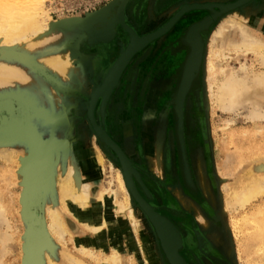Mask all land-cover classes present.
I'll return each instance as SVG.
<instances>
[{
  "label": "rangeland",
  "instance_id": "obj_1",
  "mask_svg": "<svg viewBox=\"0 0 264 264\" xmlns=\"http://www.w3.org/2000/svg\"><path fill=\"white\" fill-rule=\"evenodd\" d=\"M42 1L40 10L43 12L39 10L41 20L65 21L62 27L54 28L47 35L45 42L43 41L44 44L41 43L39 48L45 49L37 48V53L36 51L34 54L31 53L32 55L36 53V57H33L28 53L24 55V52L13 47L11 49L8 45H0V59H2L1 54L5 53V56L8 54L7 58L11 57L9 60L16 62L12 65L16 67V71H19L15 74V78L12 77L13 81L9 79L8 84L13 86L7 84L0 86V100H3V95L4 99L11 98L16 108L15 113L0 124V152L2 153L0 154V193L5 195L7 202L14 207V211L19 208V203L13 197L19 192L22 193L23 187L13 180L12 175L4 174L6 163H4L3 154L18 155L20 158H25L27 163L32 160L35 167L45 168L48 181V185L45 186L48 189L47 198L49 202L56 200L58 203L54 185L57 163L66 165L72 157H77L80 162H87V152L97 151L103 157L104 169L98 184L103 189H106L105 187H108L106 190L112 189L107 193L105 201L112 205L114 201L109 195L113 193L119 200H123L124 193L117 181V173L122 170V163L115 150L96 133L90 117V109L93 107L98 124L106 133L116 134L115 138L129 154L135 171L133 178L143 197L154 207L158 215L168 218L181 233L183 243L180 252L187 262L190 264H245L249 260L247 255L256 252L257 242L263 241L261 247H264V236L257 235L259 225L264 222V213L246 223L243 215L253 212L252 208L242 214L240 211L228 212L229 209L225 207L223 200L224 186L226 183L230 185L239 183L245 170L250 169L259 159L260 162L264 161V132H259L261 128H264V122L262 120L253 122L246 118L249 107L246 111L244 108L224 111L217 106L211 107L208 84L212 79L208 78L207 72L208 44L215 28L226 19L228 10L213 7L205 0H201L207 6L184 12L170 29L157 35L145 46L138 47L123 67L119 71H114L112 69L114 52L120 51L119 48H122L125 43L138 46L132 39L131 32L138 33L139 30L145 34H151L161 30L171 16L180 9L183 0H129L124 9V22L115 19V9L121 0ZM238 1L240 0H221L225 4ZM242 7L247 8V12L240 13L243 23L249 26L254 34L264 38V0H245V3L236 5L234 8L238 10ZM207 18H211V21L201 29L200 33L203 41L202 60L185 94V104L182 109V127L185 134L181 143L176 98L185 74L186 63L193 50L187 35L194 24ZM108 21L109 24H107ZM109 25L113 26V33L104 38L106 27ZM238 38L237 31L225 30L221 50L223 56L216 58L219 67L226 71L236 69L235 71L239 72L243 65L247 67L246 70H264V66L254 54L229 49L230 42ZM217 48L220 50L219 47ZM62 52L78 56L75 64L79 63L76 65L80 76L78 77L80 82H77L80 85L64 79L55 71L48 72L49 69L44 68L45 66L39 67L37 58L44 53V56H52ZM5 56L0 62L8 65L10 61ZM115 56L117 59L120 58L119 54ZM19 60L20 62L17 63ZM11 62L8 66H12ZM16 64H19V67ZM36 67L39 72L35 69ZM20 70L25 73L24 78L22 74L20 75ZM26 76H30L29 79ZM33 77L37 81L34 82L39 85L33 84ZM157 77L162 80L158 85ZM220 77L219 75L217 81ZM42 78H45V81ZM48 80L50 83L47 82ZM41 84L46 87H42ZM33 89L38 92L36 93ZM62 93L65 95L62 96ZM25 103L29 105L26 107ZM147 119H151L154 123L151 126L148 125ZM17 122L21 124L18 126ZM144 127L151 133L161 131L163 134L160 157L157 154L158 149L157 152L155 149L153 165L148 162L143 145L141 130ZM124 128L138 131L129 144L121 131ZM152 140L155 145V138ZM249 143L253 146L260 145L262 148L250 157L238 158L235 154L238 145ZM229 156L234 157L229 158ZM196 160H199V163L202 162V169L211 191L210 197L203 193L197 183ZM82 166L85 177L92 176L91 171L96 174V170L91 165ZM182 196L188 201H193L196 210L201 214V220L193 211L185 207L181 200ZM256 204H261V200ZM134 209L138 233L148 244H152L151 247L159 249L162 264H171L154 223L137 200H135ZM112 210L110 208L106 211L109 213L111 211V215L116 220L115 224L113 222L116 227L114 234L120 236L118 233L122 234L126 227L121 222L127 216L124 213H113ZM262 210L264 211L263 208ZM8 224H10L9 227H7ZM23 225L18 213L1 214L0 240L2 241L5 233L10 237L5 244H1L3 242L0 241V254L3 257L0 264H31V262L45 264L40 252L46 247H48L47 251H51L50 254L57 264H63L59 254L61 249L76 252L72 242L61 245L56 239L45 242L43 248L34 247L27 239L20 242L19 237H22L25 232V224ZM134 226L132 222L127 224V228H131L133 232L129 234L130 237H127L126 241L124 238L126 246L124 245L122 253L127 259L131 256L134 264H142L143 249L135 236ZM72 234L76 243L88 236L80 224L72 229ZM5 245L8 251L5 250ZM98 252L106 254L109 252V246L99 247ZM256 256L257 259L250 262L264 264V254L259 253ZM152 261L155 264L154 259Z\"/></svg>",
  "mask_w": 264,
  "mask_h": 264
},
{
  "label": "bare ground",
  "instance_id": "obj_2",
  "mask_svg": "<svg viewBox=\"0 0 264 264\" xmlns=\"http://www.w3.org/2000/svg\"><path fill=\"white\" fill-rule=\"evenodd\" d=\"M42 2H43L42 0H0V45H8L9 48L11 49L12 47L15 49H18L22 53L24 52V55L26 53L34 54V51H36V49L39 48L41 43L44 44L45 42L44 39H46L47 35H49L50 32L54 28L62 27L63 22H65L64 20L62 22H59V21L58 22L57 21L47 22L46 19H42V20L40 19L39 10L41 9ZM125 2L126 0L121 3L122 7L118 9V12H117L118 15H121L122 13H124L125 10H123V8L125 5ZM205 2L213 5V7L220 6L226 9V6H227L228 8L226 9L228 10V14L225 16L226 19L225 20L223 19L224 20L223 23L221 22L218 27L216 26L217 28H215V30L213 31L212 37L210 38V41L208 44L207 72H208V78L212 79V80H209V84H208L209 97L211 100V107L213 108L217 106L223 109L224 111H236L237 109H240V108L242 109L244 108L245 109L244 111H246V109L249 107L247 109L249 113L246 118L251 119L253 122L257 120H262L264 122V70H256L252 68H250L252 70H249V69L246 70L247 67L245 68L243 65L242 70H240V72L238 70L235 71L236 69L226 71L224 68L219 67V63L217 62V59H216L217 57L223 56L221 53V50H222L225 30L227 29L230 32H233V30H235L237 31L239 38L238 40H232L230 44L228 41L229 49L231 51H241L242 50V51H245L244 53L246 52L252 53L255 55V57L258 60H260L261 65L264 66V38L259 35L254 34L251 31L252 29L243 23V20H242L243 17L240 13L247 12L246 7L245 8L242 7L241 9L236 10L237 8L235 9L233 6V3L231 2H228L226 4L221 2V0L220 1L205 0ZM205 2H202L201 0H183L179 7L180 9L171 16L169 21L166 23L167 26L164 27L163 32H166L168 29H170L174 25V23H176L177 20L181 17V15L187 10L189 11L191 9L203 8L207 6ZM42 12L43 11H41V13ZM41 13L40 15H42ZM46 18L48 19V17ZM107 24H109V21ZM97 31L96 33H98ZM112 33H113V26L112 25L107 26L106 36L104 38H106L108 35L111 36ZM200 33H201V25H197L193 27V29L190 32V36H189V41L193 48L192 50L193 54L188 60L189 63L187 61L188 66L186 67V72H185L186 77H185V80H184V83L181 89V95L183 96V106L185 104L184 95L186 94L191 84V81L195 75V71L199 67V64L202 60L203 41L201 39ZM30 35L32 36L31 38L28 37ZM153 36L154 35L145 34L139 30H138V33L134 34V38L142 46H145L148 42H150L153 39L152 38ZM128 46L129 44L127 45L125 43V45H122V48L121 47L119 48L120 51L114 52L113 54L114 61L112 63L113 65H116V66L119 65V63H116L118 60L115 56L116 54H119V56H122L124 60H126L129 56L133 55L135 48H128ZM216 47H219L220 50L218 48L217 50ZM41 49H45V48H41ZM36 53L35 55H32V54L31 55L33 57L34 56L36 57ZM4 54L5 53L1 54L2 59H4V56H5ZM7 55L5 56L6 58H7ZM43 56L38 57L37 58L38 60L36 59L39 67L45 66L44 68L49 69V71L47 70L48 72H50V70L55 71L59 73L64 79H67L74 83L76 82L77 85H80L79 83L80 80L78 79V77L80 76L78 74V69H77L78 68L77 65L79 63L77 62L78 64L77 63H76L77 65L75 64L78 56L74 54L73 55L68 54V53L66 54L64 52L58 55L52 54V56H44V57ZM9 59H11V57L7 58L8 61H10ZM18 62H20V60L17 61V63ZM12 63L13 62H11V65ZM15 63L13 64L15 65ZM6 64L7 63L4 64L0 62V86L1 85L4 86L5 84L9 85L8 84L10 82L9 79L11 80L12 77L15 78L16 77L15 74L19 72V71H16L17 69L16 67L14 68L13 65L8 66ZM18 65L19 64H16L17 67H19ZM35 69H37V67ZM29 70H30V67H29ZM79 70L81 69L79 68ZM29 72L31 73V71ZM21 74L23 75V78H24L25 73L21 72L20 75ZM219 75L221 77L219 78V81H217ZM29 77L27 78L29 79ZM40 77H42L41 74H40ZM53 77L56 79L55 75ZM19 79L22 80L21 78ZM42 79L45 81V78H42ZM43 80L41 81L43 82ZM34 81L37 82L35 78L32 80L33 84L39 85L38 83L36 84ZM156 81L158 85L160 81L162 80H160V77H157ZM47 82H49V80ZM30 85H31V82H30ZM30 85H27V86H30ZM11 86H13V84ZM37 87H40V86H37ZM33 90L36 91V89H33ZM18 92H22V91L18 90ZM37 92L38 91H36V93ZM14 93L16 94V92ZM64 95L62 93V96ZM181 95H180V98H181ZM41 97H43V95ZM13 102L14 100L11 98L4 99V95H3V100H0V124L4 123V121H6V119L11 114L15 113L16 108L14 107ZM24 105H26V103ZM27 105L29 104L27 103ZM24 111L26 110L24 109ZM148 112H150V109H148ZM23 114L25 115L24 112ZM18 117L19 116H17V118ZM21 118H22V115H21ZM91 120H92L91 122L94 128H96L95 129L96 133L97 134L100 133L101 135L103 133V136L106 138L107 143H109L110 145L111 144L114 145L116 150H118L116 153L119 155V157L123 161L124 166L122 167V170L120 171L118 170L119 172L117 171L118 172L117 181L119 184V188L124 193L123 200H119L117 196L115 195V193H113L109 195L111 196V199L114 201L112 205L110 202L107 204V202L105 201L107 193H109L112 189L106 190L108 187H105L106 189H103L101 188V185L98 184V182L101 181L100 177L104 169H103V157L97 151L95 153L87 152L86 154L87 162H84V161L80 162V160L77 157H72L71 159H69L66 165L62 166L57 163V166H56L57 175H56L55 180L54 179L53 180H54V185L56 188L58 203L56 202V200H52V202H49V199L47 198L46 192L48 189L45 186L48 181H47V175H46L47 170H45V168L35 167L36 165L34 164L32 160H30L27 163L25 158H22V157L20 158V156L18 155L12 156V154H7V155L3 154L4 163H6L4 165V170H3L4 174L9 173L10 175H12L13 180H15L17 184L22 185L23 192L22 193L19 192L18 194L15 195V197H13L14 200L16 199L17 202L19 203V208H16L15 211H14V207L11 206V203L7 202L5 195H3V193H0V217H1V214H5L6 212L7 213L15 212L16 214L18 213L20 215V221L22 225L23 223L25 224V230H24L25 232L23 233L22 237L21 236L19 237L20 242H23L27 239V241L31 243L32 245H34V247L39 246L40 248H43V246L45 245V242L47 243V241H51L55 239L61 245H65L67 244V242H72L75 245L74 248L76 252H69V251H65L64 249H61V251H59V254L61 256L60 259H62L63 264H91V263L93 264H134V260L131 256H129V259H127L123 256V253H122L124 249V245L126 244L125 242L127 240L126 238L127 237L129 238L130 237L129 234L133 232L131 228L129 229L127 228V224L129 222L130 223L132 222V224L133 223L135 224L134 231H136L135 236L137 238V241L139 242L141 249H143L142 253L144 254V256L142 257V260H141L142 264H154L152 261L153 259L155 261V264H162L161 263V253L159 249L158 248L154 249L153 247H151L152 244L151 245L148 244L142 238V235L138 233V229H137L138 227H137L136 217H135L136 210L134 209V205H135L136 198L139 197L142 200L143 205L145 206V211L149 212L151 216L157 221L161 229L162 236L165 239L166 248L168 249V252L170 253L172 257L174 264H190L189 262H187L183 254L180 252L181 244L183 242L181 239L182 235L179 232V230L166 219H159L154 207L143 197L140 190L138 189L136 182L132 175V170L134 169V166L131 162L132 160L130 159L129 154L123 148L121 143L115 138L116 134L110 135L108 134V132L106 133L101 127V125L98 124L95 118V115L93 116ZM147 121L149 122L147 124L150 126L152 125V123H154V121H152L151 119H147ZM231 121L232 120H230V122ZM20 122L19 123L17 122L18 126L21 124ZM15 126L17 127V124ZM22 126H25V125H22ZM181 130L183 133L182 137H184V134H185L184 127H182ZM121 131H123V134H125L124 136L126 137L128 144L132 142L131 139L134 138L136 134H138L137 130L134 131L131 128H124V129H121ZM249 132L250 131L248 130V133ZM259 132L263 133L264 128H261ZM242 133L246 134V132H242ZM141 135H142L143 145L145 147V153H146L148 162L153 165L155 164V160L153 159L155 155L154 154L155 149H156V152L158 149L157 154H158V157H160L161 139L163 137V134L161 131H158L156 133L154 132L151 133L150 130L144 127L141 130ZM152 138H155V145H154ZM261 148L262 147L257 144L254 146L251 143L244 144V145L242 144L240 146L238 145V148L235 154L236 156H238V158L250 157V155H252L253 153H256ZM0 154L2 153L0 152ZM42 155L44 154L42 153ZM233 157L234 156H229V158H233ZM196 161H197L196 166L198 168V170L196 171L197 183L199 184L203 193L207 195V197H210L211 191L209 189V186L207 184V179L202 169V162L200 161L199 163V160H196ZM260 161L261 160L259 159L257 163L252 165L250 169H247L244 171L239 183L234 184V185L232 184L230 185L229 183H226L224 186L223 200H224L225 207L229 209L228 212L235 213L236 211H240L242 214V213L248 212L251 208L252 210H254L253 212H251L252 214L249 213V214L243 215V220H246V223L251 220H254L256 217L258 218L260 215L264 213V211L262 210V208L264 209V204H263L264 202V174H262L263 169H264V161H262L263 163ZM81 164L84 166H86V164L91 165V167L94 170H96V174L94 173V171H91V173L93 172V175L89 177H85V174L82 172L83 166ZM50 194L51 193H49V195ZM51 196L52 195H50V197ZM181 200H182V203L185 205V207H187L189 211H193L196 217H198L199 220H201V214H199L198 213L199 211L196 210V206L193 203V201L186 200L184 196H182ZM259 200H261V204H256V202ZM110 208L113 209L112 210L113 213L114 212L124 213L127 216V217H124V219L122 218L123 219L122 222L120 221L122 224L126 225V227L124 228L125 230L123 229L122 231V234L121 232L118 233L120 234V236H117L116 234H114L115 233L114 231L116 229L114 224L116 223V220H114L113 216L111 215V211L110 213L106 211L107 209L110 210ZM77 224H80L82 226L85 232H87L88 236H86L85 239L83 238L81 240L78 239L79 241H77L76 243L74 236L72 234V229H74L77 226ZM238 224H240V222H238ZM9 225L10 224H8L7 227H9ZM257 230L259 232L258 233L256 231L257 235L264 236V222L259 225ZM9 237L10 236H8V234L5 233L4 236L2 237V241L0 240L1 242H3L1 244H5L7 239L9 240ZM97 238L101 239L102 241ZM124 238H125V241H124ZM262 244H263V241L257 242L256 252H254L251 255H247L249 260L246 261L245 264H252L250 261L253 262L255 259H257V256H256L257 254L259 253L260 255L264 254V247H261ZM104 245L109 246V252H107L106 254H103L101 252L97 253V249L99 247H103ZM6 247L7 246L5 245V250H7ZM47 249L48 247L43 248L40 252L43 255L44 263L45 264H57L53 256L50 254L51 251L49 252L47 251ZM3 250L4 249H2V251ZM33 251L36 253L35 250ZM2 260H3V257H1V254H0L1 263H2ZM32 263L33 262H31V264Z\"/></svg>",
  "mask_w": 264,
  "mask_h": 264
},
{
  "label": "water",
  "instance_id": "obj_3",
  "mask_svg": "<svg viewBox=\"0 0 264 264\" xmlns=\"http://www.w3.org/2000/svg\"><path fill=\"white\" fill-rule=\"evenodd\" d=\"M125 0H121V2L119 3V5H118V7L115 9V11H116V13H115V19L117 20V21H121V22H124V13H122L121 15H118L117 14V12H118V9L119 8H121L122 7V5H121V3L122 2H124ZM129 0H126V2H125V5H124V8H123V10L125 9V6H126V4H127V2H128ZM243 3H245V0H240V1H238L237 3H233V6L235 7L236 5H242ZM218 7H220V6H218ZM222 10H226V9H228L227 8V6H226V9H224V8H222V7H220ZM188 11V10H187ZM209 21H211V18H207V19H205V20H203L202 22H200V23H196V24H194L190 29H189V32H188V35H187V39H188V41H189V36H190V32H191V30L193 29V27H195V26H197V25H201V29L202 28H204V27H206V25L209 23ZM166 26H167V24H166ZM163 31H164V27L161 29V30H159V31H157V32H155V33H151L150 35H154L152 38H155L157 35H159V34H161V33H163ZM131 34H132V39L134 40V41H136L137 42V44H138V46H135V45H129L128 46V48H135V51L138 49V47H141L142 45L134 38V34H136L135 32H131ZM134 51V52H135ZM192 54H193V51L191 52V54H190V56H189V59H190V57L192 56ZM130 57V56H129ZM129 57L126 59V60H124L123 58H122V56H120V58L117 60V62L116 63H119V65L118 66H116V65H113V67H112V69L114 70V71H119L122 67H123V65L128 61V59H129ZM188 59V60H189ZM188 63H189V61H188ZM186 65L188 66V64L186 63ZM186 66V67H187ZM186 67H185V69H186ZM198 70V69H197ZM185 72H186V70H185ZM185 77H186V73H185V75H184V77H183V80L181 81V84H180V86H179V89H178V93H177V98H176V110H177V114H178V127H179V135H180V140H181V143H183V137H182V126H183V118H182V108H183V96L181 95V89H182V85H183V83H184V80H185ZM180 95H181V98H180ZM185 96V95H184ZM181 100V101H180ZM93 116H94V110H93V107L90 109V117H91V119L93 118ZM92 121V120H91ZM96 129V128H95ZM181 130V131H180ZM98 132V131H97ZM98 136L105 142V143H107V140H106V138L103 136V133H102V135L99 133L98 134ZM110 147H112L114 150H115V152H117L118 150H116V148L114 147V145H110L109 143H107ZM183 150H184V148H183ZM119 156V155H118ZM120 158V157H119ZM120 160H121V163H122V167L124 166L123 165V161H122V159L120 158ZM135 173V171H134V169L132 170V175ZM136 200L139 202V204L143 207V209L145 210V206L143 205V203H142V200L139 198V197H137L136 198ZM147 212V211H146ZM147 214L149 215V217L151 218V220H152V222L154 223V225H155V227H156V231H157V233H158V236H159V238L161 239V243H162V246H163V248H164V250H165V252H166V254H167V257L169 258V260H170V262H171V264H174V262H173V259H172V257H171V255H170V253L168 252V249L166 248V244H165V239H164V237L162 236V232H161V229H160V227H159V225H158V223H157V221L151 216V214L149 213V212H147ZM157 216H158V218L159 219H166L167 221H169L170 223H172L168 218H166V217H163V216H160V215H158L157 214ZM173 224V223H172ZM182 239V238H181ZM183 241V240H182Z\"/></svg>",
  "mask_w": 264,
  "mask_h": 264
}]
</instances>
